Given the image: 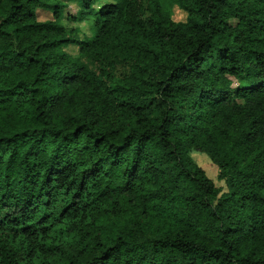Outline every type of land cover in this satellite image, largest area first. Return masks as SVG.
<instances>
[{"label":"trees","instance_id":"1","mask_svg":"<svg viewBox=\"0 0 264 264\" xmlns=\"http://www.w3.org/2000/svg\"><path fill=\"white\" fill-rule=\"evenodd\" d=\"M0 264H264V0H0Z\"/></svg>","mask_w":264,"mask_h":264},{"label":"rangeland","instance_id":"2","mask_svg":"<svg viewBox=\"0 0 264 264\" xmlns=\"http://www.w3.org/2000/svg\"><path fill=\"white\" fill-rule=\"evenodd\" d=\"M67 2V0H64ZM78 11V8L74 4H69L68 9L66 10V15L73 16L76 15ZM172 18L175 22H186L187 20V14L178 8L177 5H175L172 8ZM38 19L42 22H45L47 20H52L53 15L46 11H38ZM66 25H68L69 29L72 28H80L81 34H89L88 33V23L83 21H68L67 19L64 21ZM66 52L76 56L78 54V48L77 47H70L65 50ZM192 159L194 162L205 171L206 175L215 183V185L219 188H225V184L218 181V168L215 164L212 163V161L203 154L195 153L192 155Z\"/></svg>","mask_w":264,"mask_h":264}]
</instances>
